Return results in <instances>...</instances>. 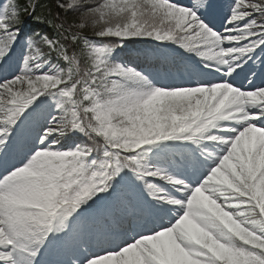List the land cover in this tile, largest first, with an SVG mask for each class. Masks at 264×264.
<instances>
[{"label":"snow or ice","instance_id":"6c2138e0","mask_svg":"<svg viewBox=\"0 0 264 264\" xmlns=\"http://www.w3.org/2000/svg\"><path fill=\"white\" fill-rule=\"evenodd\" d=\"M0 264H264V0L0 3Z\"/></svg>","mask_w":264,"mask_h":264}]
</instances>
